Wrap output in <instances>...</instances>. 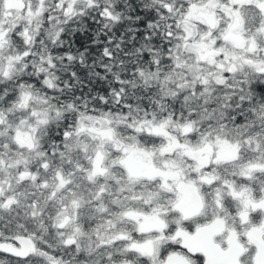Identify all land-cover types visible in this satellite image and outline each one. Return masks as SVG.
<instances>
[{
    "label": "snow or ice",
    "instance_id": "6c2138e0",
    "mask_svg": "<svg viewBox=\"0 0 264 264\" xmlns=\"http://www.w3.org/2000/svg\"><path fill=\"white\" fill-rule=\"evenodd\" d=\"M0 264H264V0H0Z\"/></svg>",
    "mask_w": 264,
    "mask_h": 264
}]
</instances>
